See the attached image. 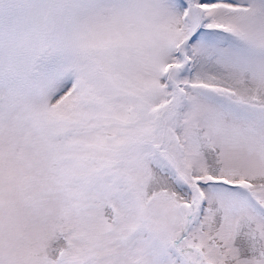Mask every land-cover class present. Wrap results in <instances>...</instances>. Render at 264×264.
Segmentation results:
<instances>
[{
	"label": "snow or ice",
	"instance_id": "obj_1",
	"mask_svg": "<svg viewBox=\"0 0 264 264\" xmlns=\"http://www.w3.org/2000/svg\"><path fill=\"white\" fill-rule=\"evenodd\" d=\"M0 264H264V0H0Z\"/></svg>",
	"mask_w": 264,
	"mask_h": 264
}]
</instances>
